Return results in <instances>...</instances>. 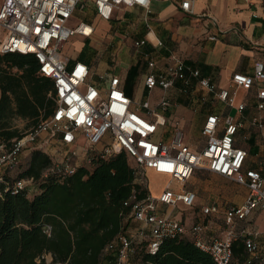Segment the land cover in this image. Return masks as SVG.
<instances>
[{"label":"built area","instance_id":"obj_1","mask_svg":"<svg viewBox=\"0 0 264 264\" xmlns=\"http://www.w3.org/2000/svg\"><path fill=\"white\" fill-rule=\"evenodd\" d=\"M95 15L110 21L122 6H139L147 11L151 0H90ZM85 0H1L0 3V54H32L37 61V74L52 81L47 98L53 103L52 111L36 125L23 130L19 138L10 145L0 144V181L3 174L13 171L25 155V151L42 149L51 158V165L42 173L47 177L57 172L70 175L79 166L91 170L99 158H108L124 152L130 164L133 183L148 190L146 173L149 170L167 176L158 195L149 192L138 198L133 190L124 205L130 206V217L140 224L133 234L120 233L108 246L113 250V264H133V238L143 237L148 241L149 252L154 253L158 244L167 238L190 237L196 246L210 254L216 264H231L232 244L241 238L249 254L243 264H251L252 257L259 254L264 264V242L261 231L252 222V215L264 210V158L256 168L244 165L247 151L237 145V132L242 122L230 115L207 114L201 134L204 145L191 148L186 142L181 121L165 119L151 107L149 100L133 107V99L121 86V75L102 72L99 81H93L91 65L75 59L73 61L61 49L67 40L79 34L90 37L95 30L92 23L72 19L78 7L84 8ZM185 12H193L195 0H178ZM80 4V5H79ZM72 24H71V23ZM209 39H216L215 35ZM145 40L136 42L137 46ZM155 62L148 60L144 85L149 92L159 87L168 89L175 81L185 83L196 79L207 92L213 94L227 106L234 105L237 88L250 89L257 85L254 107L257 113L250 125L258 130L264 127V62L256 60L251 75L236 72L226 88H219L200 71L191 68L185 61L172 56L166 67L155 69ZM171 105V100L162 95L157 105L162 110ZM245 102L235 106L242 114ZM164 121V122H163ZM169 127L170 140L163 141L164 126ZM159 135L157 136V134ZM207 169L222 175L246 188L240 204L221 207L208 204L190 223L185 218H176L174 210L178 204L192 207L197 193L187 189L186 184L197 170ZM32 178H19L11 190H29ZM222 212L224 229L220 235L207 237L206 218ZM207 223V222H206ZM51 227L44 232L50 235ZM48 256V255H47Z\"/></svg>","mask_w":264,"mask_h":264},{"label":"trees","instance_id":"obj_2","mask_svg":"<svg viewBox=\"0 0 264 264\" xmlns=\"http://www.w3.org/2000/svg\"><path fill=\"white\" fill-rule=\"evenodd\" d=\"M36 71L32 54H0V144L10 145L23 130L36 125L42 113L52 111L47 98L52 81ZM15 120H25L26 128H18ZM50 165L49 155L35 148L15 169L20 174H13L15 170L3 174L0 264H113L115 254L106 253L107 246L132 221L124 201L133 190L138 198L148 192L133 183L126 154L99 158L91 170L79 166L70 175L53 172L42 177ZM19 178H32L37 187L31 194L13 193L11 187ZM47 225L50 235L44 232ZM147 244L143 237L133 238V264H216L190 237L164 239L154 253ZM232 252L231 264H243L249 257L241 238L233 242ZM251 264H260L259 254Z\"/></svg>","mask_w":264,"mask_h":264},{"label":"crops","instance_id":"obj_3","mask_svg":"<svg viewBox=\"0 0 264 264\" xmlns=\"http://www.w3.org/2000/svg\"><path fill=\"white\" fill-rule=\"evenodd\" d=\"M149 9L147 11L139 6H122L117 11L113 19H121V26L133 36V53L142 49L145 59L142 64L139 60L132 61L128 67L124 70L121 68L119 72L120 64H117L110 72L121 75V86L131 98L135 92L134 86L140 89L141 85L144 87V94L151 95L155 90L160 95L155 100V105L162 95H166L171 100V105L164 109L166 114H160L165 122L170 116L181 120L182 128L187 127L192 117L191 105H195L197 101H199V111H201L199 113L201 127L207 114L210 113L230 115L235 120L241 121L242 126L237 132V145L241 146L239 144L241 136L250 142L251 146L243 147L247 151L246 167L256 168L259 160L264 158V127L260 131L250 125L251 117L257 113L254 107L257 85L254 84L250 89L237 88L234 105L230 107L202 88L196 79H189L186 83L177 80L166 90L156 87L149 92L144 85V76L148 60H153L156 64L155 69L161 70L166 67L172 56H177L191 68L198 69L202 77L209 78L219 88L229 86L233 73L251 75L254 62L256 60L264 62V0H195L191 13L183 11L179 7L178 0H151ZM92 11L94 12L93 9ZM94 16H96L95 12ZM106 22L109 23V21ZM90 23L93 24V22ZM128 24L134 25V31L128 28ZM92 35L90 37L73 35L80 37L73 41L78 46L77 55L74 58L65 53L64 55L68 56L71 61L79 59L91 65L85 55L82 56V52ZM212 35H215L216 39H209ZM71 38L72 36L64 43L62 49ZM140 40H145V43L137 46L136 42ZM239 89L244 90L240 99L237 98ZM240 102L246 104L242 114L235 109ZM133 107L137 105L133 103ZM166 128L165 125L164 129ZM242 133L246 135H241ZM186 142L193 149H199L204 145V140L200 146L193 145L194 140L188 138ZM162 176L167 179V176ZM240 186L237 187L236 192L238 199L242 202L246 195V188ZM192 190L198 195L197 190ZM229 194L231 195L232 191ZM210 204L221 206L217 200L211 201ZM262 213L264 214V210H258L252 215V222L261 234L264 233V221L261 225L259 224V217ZM215 215L211 221L206 220L209 226L205 231L207 237L222 233L221 225L216 223L219 214ZM195 216L196 214L192 215L191 219L194 220ZM185 218L187 220V217ZM137 226L139 227L140 224L138 223Z\"/></svg>","mask_w":264,"mask_h":264},{"label":"rangeland","instance_id":"obj_4","mask_svg":"<svg viewBox=\"0 0 264 264\" xmlns=\"http://www.w3.org/2000/svg\"><path fill=\"white\" fill-rule=\"evenodd\" d=\"M1 3V0H0ZM80 5V4H79ZM93 4L90 0H85L84 8L78 7L75 11V16L72 19L73 25H75L79 20H85L87 22H93L95 26V31L92 37L88 40L89 43L85 44L83 47L82 56L85 55V58L91 63L92 71L94 72L92 80L99 81V74L102 72H109L120 64L118 68V72L121 71V68L128 67L129 63L135 60H139L140 64L145 59V55L143 50L139 49L136 53H133L132 49V39L133 36L128 32L124 27L121 26V19H113L110 20L109 23L104 21L103 19L94 16V12L92 11ZM71 23V22H70ZM71 23V24H72ZM129 29L134 31V25L128 24ZM125 38H122V37ZM79 36H72L71 40L66 44V46L62 49L63 54H68L70 57L74 58L77 55L78 46L73 41L79 39ZM140 86V85H139ZM135 87V92L132 96L133 102L135 105L139 106V110L141 112H145L146 109L140 107L143 100L148 99L151 102V107L154 108L159 114H166L167 112L162 110L161 107L155 105V100L158 99L159 94L152 91L151 95H146L143 93V85L140 86V89ZM244 90L239 89L237 93V98L240 99L243 95ZM213 102L212 100H208ZM209 104V102L207 103ZM191 113L192 117L189 120V125L184 128L185 138L189 140H194L192 142L193 145L202 144L204 137L200 134V118H199V101L195 103V105H191ZM203 111V110H202ZM196 118V119H195ZM181 121V120H180ZM14 124H17L18 128H26L25 120H17L14 121ZM169 127L165 129V134L162 136L163 141L170 140V133ZM159 133L157 134V136ZM241 135H246L242 133ZM240 137L239 144L242 147L251 146L250 142L246 139ZM199 142V143H198ZM29 151H25V155L22 157L23 164H25V160L28 156ZM129 163L132 164V161L129 160ZM24 167V165H23ZM21 170L13 171V174H20ZM146 177L148 179V190L153 195H158L162 190L165 182L167 179L162 176L158 175L157 173L153 172L152 170L146 173ZM240 185L229 180L228 178L216 174L214 172H210L207 169H200L197 170L196 173L193 175L191 180L187 182L186 188L187 189H195L198 192V197L192 207L184 206L183 204H178V209L174 210V216L176 218H185L187 217V221H192L191 216L197 215L200 213L201 207L203 205H208L211 201L217 200L221 206L232 205L235 203L241 202V200L237 197V187ZM242 186V185H241ZM240 186V187H241ZM36 184L33 182L28 186L29 190L27 192L29 194L32 193L34 188H36ZM235 187V188H234ZM234 188V189H233ZM243 188V187H242ZM234 190V191H233ZM232 191V194L229 193ZM235 196V197H234ZM234 197V199H233ZM224 206V207H225ZM218 220L216 221L217 225H221V230L224 229V222H223V213H218ZM216 215H208L207 220H212V217ZM186 219V218H185ZM222 220V221H221ZM264 221V214L262 213L259 217V224L261 225ZM223 222V223H222ZM204 223L208 226V223L204 221ZM136 221H129L128 228L125 230L128 234H133L135 229L138 227ZM211 224V223H210ZM209 227V226H208ZM211 229V228H209ZM213 230V228H212ZM264 233L261 234L259 237L260 240H264ZM113 251V250H112ZM106 253H110V250H106ZM113 253V252H112ZM51 257L48 255L47 260L49 261ZM138 262V259H136ZM107 264V263H106Z\"/></svg>","mask_w":264,"mask_h":264}]
</instances>
